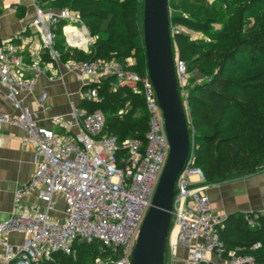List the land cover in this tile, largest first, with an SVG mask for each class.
Segmentation results:
<instances>
[{"label": "built area", "instance_id": "obj_1", "mask_svg": "<svg viewBox=\"0 0 264 264\" xmlns=\"http://www.w3.org/2000/svg\"><path fill=\"white\" fill-rule=\"evenodd\" d=\"M32 1L35 14L29 25L38 30L43 49L53 64L73 73L82 86L98 81L101 76H112L118 86L132 88L142 97L148 126L144 145L130 135L119 142L116 136L104 132L105 116L101 111L88 112L74 103H70L69 119H52L56 126L67 131L65 135L40 126L20 98L33 90L35 78H23L18 73L25 65L13 42L0 43V87L6 89L7 99L15 110L12 115L0 113V131L6 124L20 128L24 143L35 150L36 164L33 177L16 190L15 213L0 221V237L10 232L25 236L18 248L0 240L5 249L3 260L7 264H40L55 253L71 255L75 245L97 243L99 251L120 249L116 264H129L169 152L154 88L147 70L140 75L114 61L61 62L55 48L57 24L65 22L62 32L68 47L83 49L72 42L74 36L65 32L66 27L76 28L69 22L81 25L76 30L82 32L86 49L91 42L89 33L80 17L67 7L45 9L38 0ZM174 65L178 89L186 94V65L179 59H175ZM31 70L35 74L43 71L37 64ZM47 96L45 90L40 92V106L45 105ZM81 101L100 98L90 89L81 91ZM194 147L192 138L188 158L175 181L166 245L168 260H174L176 248L182 246L187 252L185 264H253L251 256H236L232 252L224 255L225 248L217 234L224 218L211 210L203 173L194 166ZM33 191H39L43 211L23 206V195ZM58 199L64 209L62 218L54 220L49 212L54 211ZM248 224L254 226L252 220ZM259 247L257 244L252 250ZM96 262L106 264L99 259Z\"/></svg>", "mask_w": 264, "mask_h": 264}, {"label": "trees", "instance_id": "obj_2", "mask_svg": "<svg viewBox=\"0 0 264 264\" xmlns=\"http://www.w3.org/2000/svg\"><path fill=\"white\" fill-rule=\"evenodd\" d=\"M207 0H168L170 29L181 26L208 37L193 40L182 32H172L174 58L183 61L188 75L200 81L187 82L184 106L190 139L193 138L194 166L201 169L204 186L251 176L264 170V0H238L232 20L222 22L221 11ZM138 0H38L45 9L67 7L85 25L91 42L87 51L68 47L60 21L55 48L60 61L118 63L123 69L143 75L146 72L142 40V15ZM229 2V0H225ZM260 10L253 22L246 14ZM221 28H216L217 25ZM74 27H66L68 33ZM79 32V31H78ZM1 43V42H0ZM244 63H240L242 57ZM42 61L53 62L43 49ZM94 89L100 101H81L88 112L105 116L104 132L122 142L127 136L145 143L147 117L142 97L127 86H118L112 76H101L82 86ZM186 102V107L185 103ZM193 131V132H192ZM248 220L254 222L251 227ZM217 234L225 254L251 256L253 264H264V213L235 212L227 215ZM260 244V247L252 248ZM98 244H78L71 255L55 253L40 264H116L120 249L99 251ZM168 263L165 251L164 264Z\"/></svg>", "mask_w": 264, "mask_h": 264}, {"label": "crops", "instance_id": "obj_3", "mask_svg": "<svg viewBox=\"0 0 264 264\" xmlns=\"http://www.w3.org/2000/svg\"><path fill=\"white\" fill-rule=\"evenodd\" d=\"M34 14L32 0H0V42L11 41L16 46L17 54L25 65L18 70L20 76L35 78L33 90L20 96L22 102L29 107L40 126L65 135L67 131L56 126L52 119L54 117L69 119L70 103L75 105L81 103L82 85L73 73L42 61L41 36L36 28L29 25ZM76 32H78L76 28H72L67 34L69 37H75ZM34 64L39 65L43 71L35 74L31 70ZM43 90L48 96L42 107L38 103V97ZM0 113L15 114L7 99V91L3 87H0ZM35 171V150L32 145L24 143V132L14 125H3L0 131V221L8 219L15 213L16 190L27 183ZM205 193L209 197L213 214L220 218L235 212L264 213V170L244 178L206 186ZM22 204L27 209L44 210L39 191L24 194ZM63 209L64 204L58 199L54 211L49 212V216L54 220H60ZM24 237L22 233L10 232L2 235L0 240L13 248H18ZM4 250L0 242V264H7L3 260ZM175 253V259L168 260L167 264H185L186 250L179 246Z\"/></svg>", "mask_w": 264, "mask_h": 264}, {"label": "water", "instance_id": "obj_4", "mask_svg": "<svg viewBox=\"0 0 264 264\" xmlns=\"http://www.w3.org/2000/svg\"><path fill=\"white\" fill-rule=\"evenodd\" d=\"M168 0H142L146 70L162 111L169 152L129 264H164L175 181L190 152V137L175 74Z\"/></svg>", "mask_w": 264, "mask_h": 264}, {"label": "rangeland", "instance_id": "obj_5", "mask_svg": "<svg viewBox=\"0 0 264 264\" xmlns=\"http://www.w3.org/2000/svg\"><path fill=\"white\" fill-rule=\"evenodd\" d=\"M138 1H139L138 2L139 14L142 15V0H138ZM206 3H207L208 6H214V7L218 8L221 11V13H222V15H221L222 16V22L221 23L223 24V23H229L232 20L233 15H234V11L236 9V6L238 5V0H229V2H227V3L225 2V0H207ZM259 10H260V7L259 8L255 7L252 11L248 12L246 14V21L247 22H253L255 20L256 14L258 13ZM68 24L76 26V28L78 30L81 29V25L80 24L70 23V22ZM222 24L217 25L216 28L217 29L221 28ZM177 30L188 34L191 37V39H193V40H203V42L208 43V44H209V42H211V43L218 42V41H215V40L211 41L210 38L202 36V35H200L198 33L189 31L186 28L181 27V26H172L171 27V32H174V31H177ZM59 37H60V39L62 37L64 38V35L60 34ZM141 42H142V40H139V46H141ZM84 50L87 51L86 48ZM245 61H246V57L245 56L242 57V59H240V63H244ZM199 81H200V77L198 75L197 76L196 75L195 76L188 75V83H190L191 85H193V84H195L196 82H199ZM181 95H182L183 99L185 100L187 94H185V93L182 94L181 93ZM184 103H185V107H186V102H184Z\"/></svg>", "mask_w": 264, "mask_h": 264}, {"label": "bare ground", "instance_id": "obj_6", "mask_svg": "<svg viewBox=\"0 0 264 264\" xmlns=\"http://www.w3.org/2000/svg\"><path fill=\"white\" fill-rule=\"evenodd\" d=\"M73 43L80 45L83 47V49H85V40H84V38H82V32H76L75 33V40L73 41Z\"/></svg>", "mask_w": 264, "mask_h": 264}]
</instances>
